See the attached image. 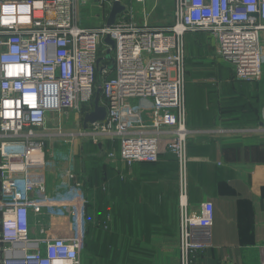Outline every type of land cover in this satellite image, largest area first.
<instances>
[{
    "label": "built area",
    "instance_id": "1",
    "mask_svg": "<svg viewBox=\"0 0 264 264\" xmlns=\"http://www.w3.org/2000/svg\"><path fill=\"white\" fill-rule=\"evenodd\" d=\"M119 1L124 11L106 26L111 0H0V264H81L83 184L70 168L59 171L54 192L46 191L52 114L56 123L61 115L79 122L100 88L105 118L81 134L93 135L95 144L98 136L117 144L108 160L127 166L169 153L183 184L190 132L185 35L209 34L236 80L262 78L264 0H174L171 24L159 27L149 23L145 7L135 22L133 2L143 0ZM106 36L114 42L111 59ZM212 222L210 201L193 213L181 201L180 264H193V252L211 246Z\"/></svg>",
    "mask_w": 264,
    "mask_h": 264
},
{
    "label": "crops",
    "instance_id": "2",
    "mask_svg": "<svg viewBox=\"0 0 264 264\" xmlns=\"http://www.w3.org/2000/svg\"><path fill=\"white\" fill-rule=\"evenodd\" d=\"M167 1L165 5L159 3L158 20L149 22L151 25L171 24L174 0ZM136 5L133 2L134 17L141 19ZM198 36L208 39L207 45L203 42L198 46L214 54L209 34L201 32ZM220 63L224 68H231L222 59ZM196 70L200 74L206 72L200 64ZM190 84L184 89L186 124L191 134L183 184L176 159L169 153L160 155L152 164L127 166L116 160L104 167L106 172L102 171L103 167L95 169L104 175L100 180L93 175V169L92 178L76 180L83 184L85 195L108 192L105 198L112 199L103 218L110 211L114 216L110 232H113L118 264L139 261L180 264L177 234L180 204L184 199L189 213L196 212L205 201L213 206L211 246L193 252V264H264V75L250 96L255 106L253 111L247 107L251 112L237 113L247 121H226L227 115L237 114L233 111L220 113L224 94L239 100L236 98L240 97V84L230 79L225 84L198 80H191ZM105 142L96 144L104 152L109 144ZM115 147L117 151V144ZM45 182L46 191L54 192L56 186H50V171L45 172ZM63 220L55 218L52 222H60L63 226Z\"/></svg>",
    "mask_w": 264,
    "mask_h": 264
},
{
    "label": "rangeland",
    "instance_id": "3",
    "mask_svg": "<svg viewBox=\"0 0 264 264\" xmlns=\"http://www.w3.org/2000/svg\"><path fill=\"white\" fill-rule=\"evenodd\" d=\"M162 3L165 5L167 4V0H143V2H136L134 1V6L137 4V12L142 11V8L145 7L146 11L149 12V22L151 23L152 20H158L157 16V7L159 6V3ZM156 8V9H155ZM136 12V14H137ZM92 14V13H90ZM135 22L139 23L142 20L135 18ZM172 22V20H171ZM152 24V23H151ZM207 45L208 39L207 37L203 36H192L188 35L187 38H185V48H186V84L185 88L192 84H190L191 80H198L199 82H208V84L212 83H218V84H225L227 80L232 81V76H233V70L230 67H225L221 66L220 64V59L217 58L214 54L209 53V51L202 50L198 45L202 44ZM106 59H111L112 53L111 54H105ZM111 64V63H110ZM198 64L204 68L206 72H203L200 74L198 70H196ZM224 73V75L220 74ZM226 74V76H225ZM264 75V69L262 71V76ZM98 82H101L102 78L98 76L97 78ZM210 81V82H209ZM259 81L253 82L248 84V87H246V93H247V98L248 101L244 102L242 100H234L230 94H224L222 99V107L220 110L221 112H229L233 111V113H247L251 112L246 110L247 107L250 108V110L253 111L254 109V104L251 102L252 101V96L253 95V89H256V86ZM235 85V84H234ZM208 86V85H207ZM233 86V84H232ZM212 86H210V89ZM236 90L233 89V91ZM239 93V92H238ZM235 93V94H238ZM231 94H233L231 92ZM241 96V95H240ZM242 98V97H239ZM221 100V99H220ZM246 101V98H245ZM259 102V99H257ZM224 109V110H223ZM259 112V109L255 111V113ZM237 114V116H231L227 115L226 118H229L226 121H247V119L243 118ZM52 118L50 119L49 126L47 127V133L51 134L52 136L50 137V140L47 141V147H48V154L46 159L49 161V169H50V186H56L60 183V180L62 177H60V170H67L69 168H72L76 178L80 180H84L85 178L90 176V170L93 169L96 172V168L98 169L99 167L102 168V165H108L112 164L111 161H109L107 157V151L112 150L115 147L114 145H107L106 151L99 150L98 147L95 144L94 137L93 135H84L81 134L84 129L82 126V119H83V114H81L80 121H76L74 119V116L70 115L69 117L65 115H61L59 119V123H56V120L58 119L57 114H52ZM258 120V118H255ZM224 120V122H225ZM249 120H252L250 118ZM58 121V120H57ZM78 122V123H76ZM48 139V137H47ZM99 141H106L103 137L98 136L96 138ZM55 142L59 143L56 145V149H53L54 144L52 143ZM107 143V142H105ZM52 146V147H51ZM110 166V165H109ZM98 171V170H97ZM102 171L106 172V168H102ZM99 172L96 174V178L99 177L98 175ZM100 180V178H98ZM109 187V186H108ZM108 192L102 194V196H107ZM86 224H85V235H84V252L82 255V260L81 264H108L106 260L100 259L98 255H96L93 259L92 255V250L89 248H86L85 242L86 239L88 240V232L87 229H90V227H96L97 228H103L104 230L110 229L113 226V218L114 216L112 215V212H109V217L107 216L105 219L99 218L98 214V208L100 204L99 196L98 193L94 195H86ZM110 203V201H109ZM111 204V203H110ZM90 225V226H88ZM93 228V229H94ZM91 229V230H93ZM87 232V233H86ZM95 238V237H94ZM88 246V242H87Z\"/></svg>",
    "mask_w": 264,
    "mask_h": 264
},
{
    "label": "trees",
    "instance_id": "4",
    "mask_svg": "<svg viewBox=\"0 0 264 264\" xmlns=\"http://www.w3.org/2000/svg\"><path fill=\"white\" fill-rule=\"evenodd\" d=\"M200 33L201 32L188 33V35L191 34L190 37H192L194 35L198 36ZM108 66L110 68L112 67L110 63L108 64ZM97 78H98V76H97ZM232 81L236 82L237 84H240L239 85L240 95H241L240 97H242V98H236V99L247 102V101H245L246 96L244 95L245 94L244 92H246V87H248V84L253 83V82H245V81L236 80L234 78V74L232 76ZM98 84H99V82L97 81V85ZM105 166L106 165H102V167H105ZM90 172H93V170L91 169ZM98 172H99L98 175L101 179L104 175L100 171H98ZM96 174H97V171L93 175H95V177H96ZM93 175L90 176V178H92ZM98 196H99V200H100V205L98 208L99 218L100 217L103 218V214L107 210V207L111 206L109 201L111 202L112 199H110V198L107 199L104 196H102L101 194ZM158 209H161V208L159 207ZM88 226H90V225H88ZM97 227H99V226H96L95 228L90 227V229H87L88 233L87 232L86 233L88 234V240L86 239V242H85L86 248L90 247V249L92 250V255L94 253H96L95 255L92 256L93 259L96 255H98L100 257V259H103V260L105 259L108 264H118V263H116V246L113 245V240H112L113 232H110V231H112V229L110 228L111 230L110 229L104 230L103 228H97ZM91 229H93V230H91ZM87 242H88V246H87ZM81 259H82V257H81ZM123 264H125V263H123ZM132 264H147V263L139 261V262H134Z\"/></svg>",
    "mask_w": 264,
    "mask_h": 264
},
{
    "label": "water",
    "instance_id": "5",
    "mask_svg": "<svg viewBox=\"0 0 264 264\" xmlns=\"http://www.w3.org/2000/svg\"><path fill=\"white\" fill-rule=\"evenodd\" d=\"M111 1H112L111 6L107 18L105 20L106 26L113 25L116 20V16L124 11V5H122L119 0H111ZM103 42L109 45V49L107 50L106 54H110V50L114 47L113 40H111L109 36H106ZM99 62L100 60L97 61V63ZM99 101H100V88H97L95 90V95L93 99V110L90 111L89 113H86L82 119V126L84 129H87L90 123L104 120L106 110L104 106L99 104Z\"/></svg>",
    "mask_w": 264,
    "mask_h": 264
},
{
    "label": "clouds",
    "instance_id": "6",
    "mask_svg": "<svg viewBox=\"0 0 264 264\" xmlns=\"http://www.w3.org/2000/svg\"><path fill=\"white\" fill-rule=\"evenodd\" d=\"M24 9H22V11H23ZM5 12H11L12 11V9L11 8H5V10H4Z\"/></svg>",
    "mask_w": 264,
    "mask_h": 264
},
{
    "label": "bare ground",
    "instance_id": "7",
    "mask_svg": "<svg viewBox=\"0 0 264 264\" xmlns=\"http://www.w3.org/2000/svg\"><path fill=\"white\" fill-rule=\"evenodd\" d=\"M110 54H111V53H110ZM111 66H112V64H111ZM188 129H189V128H188ZM189 131H190V130H189ZM190 134H191V132H189V136H190ZM189 136H188V137H189ZM53 144L56 145L57 143L55 144V142H53L52 145H53ZM53 148H54V146H53Z\"/></svg>",
    "mask_w": 264,
    "mask_h": 264
},
{
    "label": "snow or ice",
    "instance_id": "8",
    "mask_svg": "<svg viewBox=\"0 0 264 264\" xmlns=\"http://www.w3.org/2000/svg\"><path fill=\"white\" fill-rule=\"evenodd\" d=\"M7 8V7H6ZM5 10V9H4ZM5 23H8V21L7 20H5Z\"/></svg>",
    "mask_w": 264,
    "mask_h": 264
}]
</instances>
